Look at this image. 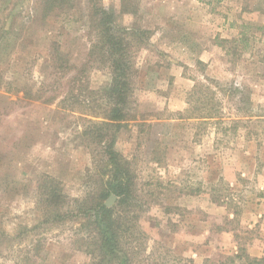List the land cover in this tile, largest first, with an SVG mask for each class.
I'll list each match as a JSON object with an SVG mask.
<instances>
[{
    "label": "rangeland",
    "instance_id": "rangeland-1",
    "mask_svg": "<svg viewBox=\"0 0 264 264\" xmlns=\"http://www.w3.org/2000/svg\"><path fill=\"white\" fill-rule=\"evenodd\" d=\"M45 1L0 0V264L93 261L81 220L37 227L34 208L44 173L74 200L95 193L109 171L83 133L91 119L102 121L93 115L107 108L103 93L112 80L108 65L91 55L93 5L111 10L118 24L153 31L135 54L137 120L115 133L136 182L122 241L131 264L260 257L264 0H129L137 14L125 13L123 0H57L49 11ZM195 83L215 90L223 120L184 117L203 106L199 93L187 104ZM111 195L109 206L117 201Z\"/></svg>",
    "mask_w": 264,
    "mask_h": 264
},
{
    "label": "trees",
    "instance_id": "trees-1",
    "mask_svg": "<svg viewBox=\"0 0 264 264\" xmlns=\"http://www.w3.org/2000/svg\"><path fill=\"white\" fill-rule=\"evenodd\" d=\"M45 6L49 11L58 6L57 0H46ZM122 8L125 13L138 12L136 4L129 0H123ZM91 12L92 29L96 30L97 36L91 55L102 64L108 65L112 80L103 93L107 108L101 115H93L102 117V121L91 119V125L83 133L92 136L91 142L95 145L93 159L98 160L96 156L102 152L109 171L107 176H99V189L95 193L74 200L65 192L61 180L47 173L42 174L38 180L34 201V208L40 213V225L36 226L81 220L79 231L83 233L81 238L88 242L86 251L93 256L91 264H106L112 261L117 264H131V257L122 246V241L127 230V214L136 205V182L130 162L114 147L115 133L129 121L137 120L136 115L132 114L134 76L138 71L135 54L148 43L153 31L136 25L116 23L114 13L103 5H93ZM133 43L138 46L135 50L131 48ZM53 58L66 60L58 53H55ZM68 61L67 59L66 62ZM198 93L200 95L196 102L202 103L203 106L199 105L193 112L188 108L191 113L184 114V117L213 123L223 120L219 101L215 98L216 92L209 85L195 83L188 94L187 104L190 105ZM256 118L264 122V114L257 115ZM110 130L113 131L112 135H106ZM112 193L117 196V201L109 206L106 200ZM34 248L39 253L42 244L37 242ZM248 259L249 264H264V256H251Z\"/></svg>",
    "mask_w": 264,
    "mask_h": 264
},
{
    "label": "water",
    "instance_id": "water-1",
    "mask_svg": "<svg viewBox=\"0 0 264 264\" xmlns=\"http://www.w3.org/2000/svg\"><path fill=\"white\" fill-rule=\"evenodd\" d=\"M113 199H115V196L114 195H111L108 200H107V204H111V202L113 201Z\"/></svg>",
    "mask_w": 264,
    "mask_h": 264
},
{
    "label": "crops",
    "instance_id": "crops-1",
    "mask_svg": "<svg viewBox=\"0 0 264 264\" xmlns=\"http://www.w3.org/2000/svg\"><path fill=\"white\" fill-rule=\"evenodd\" d=\"M260 251H261V253H260V255H256V256H264V248L262 247L261 249H260Z\"/></svg>",
    "mask_w": 264,
    "mask_h": 264
}]
</instances>
